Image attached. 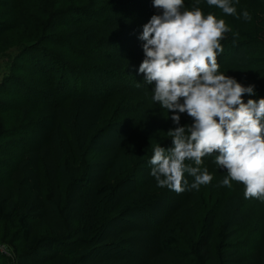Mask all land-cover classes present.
Returning a JSON list of instances; mask_svg holds the SVG:
<instances>
[{
	"label": "trees",
	"instance_id": "obj_1",
	"mask_svg": "<svg viewBox=\"0 0 264 264\" xmlns=\"http://www.w3.org/2000/svg\"><path fill=\"white\" fill-rule=\"evenodd\" d=\"M42 1L45 5L51 0ZM255 1L244 4L260 2ZM37 2L0 0V10L8 11V16H0V35L6 30L9 16L15 18L13 24L25 31L21 37L19 34L10 37L12 42L22 40L24 44L11 64L10 73L0 81L3 94L10 97L5 111L0 113V123H3L0 138L6 139L0 141V191L7 189L10 193L0 196V226L3 224L9 232L15 230L22 244V253L16 250L17 264H127L129 254H119L123 249L124 231L130 228L159 231L164 225L167 227L159 241L160 249L147 254L152 264H245L248 254L240 249L236 233L228 227L215 232L211 229L214 235L206 233L199 240L192 237L186 244L187 250L176 251L178 239L174 228L177 225L171 224V209L175 207L168 206L162 189L150 175L144 178L141 173L140 179L135 177L137 168H148L154 144L159 143L166 149L171 147L168 135L159 137L175 127L171 113L152 101L151 86L143 82V74L136 72L143 59V42L137 37L142 25L158 11L152 7L151 0H112L99 8L97 0H75V6L61 10L54 7L52 13L54 4L50 9L47 5L41 9ZM29 7H36L41 14L37 20H29L32 15L25 11ZM194 7L204 15L213 9L205 0H184L182 10L190 11ZM62 13V20L53 17ZM85 24L92 25L94 32L83 40ZM60 26L68 32L64 45L59 48L62 61L52 58L46 50ZM227 27L232 33L228 42L219 40L223 50L216 58L217 71L242 85H254L256 95L243 96L245 102L264 98V71L261 72L264 13H252L247 20L241 19ZM98 31H101L99 39ZM70 44L73 46L71 60ZM32 47L41 50V59L48 58L59 65V72L52 73L48 62L44 64L38 56L30 55ZM85 52L90 54L89 58L84 56ZM75 59L84 64H76ZM21 64H24L23 71L33 68L42 78L35 80L34 75H19ZM130 98H136L135 102L128 104L126 100ZM109 104L113 105L112 113L106 112L100 118L98 112L108 109ZM68 106L73 110H68L71 113L66 115ZM88 110L96 114L85 118L82 114ZM179 123L190 125L191 118L180 114ZM118 127L124 128L123 131ZM111 129L122 133L111 141L112 149L89 150L90 144H95ZM131 144L136 147L132 148ZM117 150L119 154L124 150L134 152L130 165L135 162L137 165L128 177L119 178L111 173L106 177L108 181L103 182L97 176L106 165L108 169L112 166ZM39 152L46 171L50 163L52 172L48 173L60 176L56 179L49 174L51 190L59 191L57 201L48 197L38 200L42 197L39 193L31 195L26 191L36 169L32 155ZM216 154L202 157L201 167H217ZM61 184L65 185L63 200ZM189 192L171 190V198L185 203ZM190 198L195 199L192 195ZM50 220L56 221V229L48 224ZM9 232L3 238H9Z\"/></svg>",
	"mask_w": 264,
	"mask_h": 264
},
{
	"label": "clouds",
	"instance_id": "obj_2",
	"mask_svg": "<svg viewBox=\"0 0 264 264\" xmlns=\"http://www.w3.org/2000/svg\"><path fill=\"white\" fill-rule=\"evenodd\" d=\"M226 15H235L233 0H205ZM157 13L142 25L143 59L136 68L151 86V99L171 113L174 128L167 131L171 147L159 143L148 160L150 176L158 187L177 193L198 190L212 180L202 157L215 155L217 169L227 176L220 181L241 182L244 198L264 200V98L254 96V85H242L217 71L219 40L229 31L223 19L202 14L194 7L182 10L184 0H151ZM240 16L248 19V13ZM180 114L191 124L180 125ZM190 161L191 164H186ZM195 166H192V165ZM185 173L193 178L189 184Z\"/></svg>",
	"mask_w": 264,
	"mask_h": 264
},
{
	"label": "rangeland",
	"instance_id": "obj_3",
	"mask_svg": "<svg viewBox=\"0 0 264 264\" xmlns=\"http://www.w3.org/2000/svg\"><path fill=\"white\" fill-rule=\"evenodd\" d=\"M56 0H51L49 4L43 5L42 0H38L37 4L39 3L41 9L47 5L50 9V5H52L51 13L54 11V7L58 8L59 10L67 7H73L75 6V0H59L58 3H55ZM107 1L112 0H97L98 8L99 6L105 5ZM248 0H233V6L236 9L235 15H226L224 14L220 9L213 6V9H211L210 13L214 15L217 19H223L225 25H236L237 22H241V19H244L240 16L241 11H246L248 13V16H250L252 13L255 14V12H263L264 13V0H257L260 2L257 3H248L244 4ZM20 3L18 2V5ZM21 6V5H20ZM209 6V5H208ZM22 7V6H21ZM212 7V6H210ZM26 14L32 15L29 16V20L31 21L32 18L35 20L38 19V17L41 16L40 13H38L37 8L33 7L25 10ZM1 15L0 16H8V11L4 8L0 10ZM50 13V12H49ZM65 13V12H64ZM58 14L55 17V19L62 20L63 14ZM43 17V15H42ZM15 18L9 16L8 23L6 25V30L3 31V33L0 35V47L2 48V51L0 52V81H2L7 75L10 73L11 70V64L15 58V56L19 53L21 50V46H23L24 43H21L22 40H20L19 43L12 42L10 40V37L12 36H19L21 37V34L23 35L25 31L20 30L21 28H18L16 23L13 24L12 21H14ZM92 25L85 24L83 26L84 30V38L88 39V36L90 33H93L94 30L91 28ZM99 32V36L97 37L99 39L101 31ZM67 30L60 26L58 28V31H56L52 35L51 44L46 45L47 46V52L50 54L52 58H55L59 61H62V55L60 54L59 48L62 47L65 43V36L67 35ZM229 33H232L230 31H227L223 34V38L221 39L223 42L229 41ZM102 36V35H101ZM59 40V42H58ZM23 40V42H25ZM105 42V41H104ZM107 43V42H106ZM105 43V45H106ZM84 44V43H82ZM105 45H102L101 48L106 49ZM82 46V45H81ZM69 58L71 60L72 53H73V46L70 44L69 46ZM36 51V52H34ZM114 53L117 50H113ZM34 52V53H33ZM30 55L38 56L37 58H40V60H43L41 50L32 47ZM110 53V52H108ZM113 53V52H112ZM113 53V54H114ZM29 55V56H30ZM89 53L84 54L85 57H90ZM111 55V54H109ZM31 56V57H32ZM61 58V59H59ZM76 64H84L83 61H79L75 59ZM45 62L44 64H48L52 68V73H58L59 72V65L55 64L54 62L48 60V58H45L43 60ZM59 63V62H58ZM19 75H24L25 77H28V75H34V78L36 80H39L42 76L35 72L34 69L23 71L24 64L20 65ZM258 69L259 66H257ZM264 71V66L261 68ZM23 71V72H22ZM61 71V68H60ZM9 87H13V85H10ZM19 87V86H18ZM8 88V86H6ZM17 88V86H16ZM35 97V96H34ZM116 96L115 98H117ZM7 97L3 94V89L0 88V107H4V109L0 108V113L3 114L5 111L6 106L9 103V100ZM46 99V98H43ZM136 98H130L126 100L128 104H131L132 102H135ZM12 101V100H11ZM112 104H109L108 109L104 108L101 110V112H98V116L102 118V114H106V112L112 113ZM68 110H73L72 107L68 106L66 108V115H69L71 112H67ZM96 114V113H95ZM92 110H88V112H83V116L85 118L95 115ZM2 117V116H1ZM131 117V116H128ZM134 121V120H133ZM3 123H0V126H2ZM123 129L121 127H118V130ZM118 130L111 129L108 131L107 135L104 136L101 139H98L95 141V144H90L88 146L90 149H99L103 151H108L112 149V143L111 141L119 138L122 133ZM160 139L167 138V133L160 135ZM158 139V138H157ZM6 139L0 138V141H5ZM142 140L139 139V142ZM143 142H140V145H142ZM20 145V143H19ZM135 145V144H134ZM131 144L132 148H135ZM152 146L150 145V148ZM11 149L9 148L8 151ZM121 151V149H119ZM136 150V149H133ZM138 150V147H137ZM147 150V149H146ZM113 159V163H111V167H113V171L109 172L110 168L108 169L107 165L104 169L100 170L98 174V178H101V181L106 182L108 179L106 177L113 173L115 177L119 178H126L129 175L133 174L131 170L133 171L134 167L137 165V162L130 165L132 160V156L134 154L130 153L128 151H123L119 154V151H116ZM151 152V151H150ZM108 153V152H107ZM106 153V154H107ZM41 152L37 154L32 155V163L34 165L35 172L31 174L30 178L32 180H29V188L28 191L31 195L33 193H39L42 197L38 198V200H44L46 197L50 198V200L57 201V197L59 195V191L51 190L50 188V182H49V171H51L50 163L48 164V172L45 168V164L43 163V160H41ZM50 161H52L51 156L49 157ZM48 158V159H49ZM131 159V161H130ZM40 160V161H39ZM129 160V161H128ZM6 161H10V159H6ZM186 164H191L190 161H185ZM47 166V165H46ZM192 166H195L194 164ZM27 167V166H26ZM150 165H148V168H137L135 170V177L137 179H140L141 173H144L145 177L147 175H150ZM201 167V166H200ZM202 168V167H201ZM205 168V167H203ZM207 171L211 174L212 180L206 184V185H200L198 190H189V197L186 200V202H180L178 199L177 201L171 198V190L168 188H161L162 192L164 193L165 197L167 198V204L171 208V206L175 207L174 209H171V212L173 214L172 222L171 224H176L177 228H174L176 231L178 244L175 246L176 251L179 250H187V243L188 239L192 238L195 240L198 238V240L202 237V235L208 233L210 236L211 234L214 235L215 231H218L220 228H232V230L236 233L238 244L241 250L247 252L248 257L245 264H264V200L252 198L249 197L248 199L244 198V188L245 186L241 182L232 181L230 180L231 187H225L222 186L220 181H222L226 176L227 172L224 169H217V167H208L206 168ZM2 170V168H0ZM26 171V170H25ZM52 172V171H51ZM27 173V171H26ZM56 179H59L60 176H57L55 174H50ZM111 178V177H110ZM185 178L188 179V181L191 183L193 178L191 176H188L185 173ZM61 197L62 200L64 198V192H65V185L61 184L60 186ZM51 190V191H50ZM10 193L6 189L3 191H0V196L5 197L9 196ZM194 196V201L190 198ZM212 197L210 200H207L208 197ZM51 208V207H50ZM168 210V209H167ZM205 212H204V211ZM169 211V210H168ZM168 211L166 214H168ZM179 212L176 213V212ZM166 212V211H165ZM164 212V213H165ZM166 216V215H164ZM56 213V221L58 220ZM56 221H48V224L51 225L53 229L57 228V225L55 224ZM208 224V225H207ZM4 225L1 224L0 226V264H17L19 261L17 260L18 255L16 253V250L18 253H22V244L18 237L16 236L15 230L7 231L4 228ZM166 227L164 225V228L161 227L159 231H145V230H139L138 228H130L126 229L124 231V237L122 240L123 243V249L119 252V254L123 253L127 255V264H152L147 259V256L152 251H157L160 249V239L164 236V233L166 231ZM211 229L214 230V232L211 233ZM9 232V238H3V234ZM5 239L6 241H1ZM213 239V236L211 237ZM119 247V246H118ZM114 249V248H113ZM121 249V248H120ZM110 253H116L114 250H109ZM175 251V252H176ZM148 254V255H147ZM61 264H65L64 262H60ZM49 264H57V263H49ZM206 264H208L206 262Z\"/></svg>",
	"mask_w": 264,
	"mask_h": 264
}]
</instances>
